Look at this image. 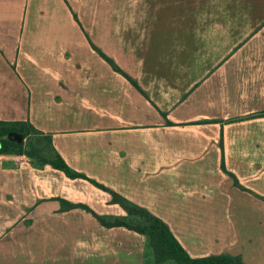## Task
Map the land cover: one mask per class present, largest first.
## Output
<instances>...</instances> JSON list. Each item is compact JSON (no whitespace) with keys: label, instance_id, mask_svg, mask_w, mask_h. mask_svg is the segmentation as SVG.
Returning a JSON list of instances; mask_svg holds the SVG:
<instances>
[{"label":"crops","instance_id":"crops-1","mask_svg":"<svg viewBox=\"0 0 264 264\" xmlns=\"http://www.w3.org/2000/svg\"><path fill=\"white\" fill-rule=\"evenodd\" d=\"M28 2L0 0V121L37 115V125L53 129L60 154L66 142L71 153L89 151L84 161L68 155L78 171H89L100 148L109 159L101 165L116 167V177L102 185L166 223L192 258L264 264V6L146 0L148 20L133 23L127 14L115 52L106 54L142 92L88 53L85 70H53L50 119L44 90L34 105L27 82L13 85L14 47L46 42L32 33L44 24L23 18ZM138 28L148 32H128ZM26 186L14 193L9 181L0 182V264H172L146 262L144 235L105 228L93 213L61 211V203L27 213L45 195ZM58 190L66 204L96 205L100 216L111 206L118 218L129 216L89 182Z\"/></svg>","mask_w":264,"mask_h":264},{"label":"rangeland","instance_id":"rangeland-1","mask_svg":"<svg viewBox=\"0 0 264 264\" xmlns=\"http://www.w3.org/2000/svg\"><path fill=\"white\" fill-rule=\"evenodd\" d=\"M145 1L146 0H29L28 6L25 7V10L27 9L28 11V15L24 12L23 18H28L27 23L29 24H44L43 29L32 31V33L36 34V32H38L39 37L43 36L46 38V42L44 45L14 47L16 55L13 58L12 64L14 66V71H18V76L14 75L13 85L19 86L17 82L20 83V81L24 84L27 82L29 85L30 100L34 105L42 101L40 95L41 91L44 90L46 99L44 116L52 119L54 113L52 107V102L54 100L53 70H85L88 66L85 55L88 53H92L94 57L97 56L104 59L110 65L108 60H114L110 58L111 56L108 57L106 54L112 55V53L115 52L117 48L116 43L122 37L120 34L122 35V32H125L120 25L127 23L126 15L134 14L135 22L133 23H141L148 20L147 15L149 7L148 2ZM243 1H245L246 4L264 6V0H231L232 4L235 5H240ZM72 23H76L75 31L73 30ZM128 32L143 35L146 34L148 30L138 28ZM22 49L25 50L22 55V60L26 63V66L25 69L22 68L19 70L18 67H21L20 56ZM103 49L107 53L102 51ZM58 64H60V66ZM110 68H112L111 65ZM42 70L45 71L44 79L37 76L38 72ZM20 72H23V75H21ZM25 72H27V76ZM123 76L131 83L134 81L126 73L125 75L123 74ZM71 80L77 82L79 78L73 77ZM42 116L43 114L41 113V122L43 121ZM13 122L29 124L32 126L30 131L31 134L25 142L22 154L0 155V182L9 181L14 193L19 192L17 189L18 185L22 186L21 192L24 193V186L27 185L26 191L29 193L38 192V194L43 193L45 195L44 198L37 199L34 206L27 208V213L32 212V209L42 204H47L46 212H50L54 204L61 203V211L69 208H76L80 212L93 213L99 219V224L105 228L111 229L116 225H118V227H120L119 225H125L127 227L144 229L149 225L146 217L138 212H127L129 216H126L124 219L121 218V221L120 218L114 215L116 210L111 206L109 207L110 215L100 216L99 212L95 210L99 209L96 205H88L86 203H78L75 205L66 204L60 197V194L64 191L58 190V187L61 186L62 189L65 183L70 182H89L94 185L92 183L94 181L102 185V181L106 182L116 177L114 172L116 167L109 164L108 169H106V165L102 166L101 161L106 162L109 161V159L103 157L102 150L97 148L96 151H92L94 159L89 161V171H78L67 162L68 155L73 158L77 156L78 159L79 156H81L80 161H84L83 157L85 154L89 155V151L84 149V146H82L80 153L79 150L77 153L76 149L71 153L69 145L66 142L65 147L67 153L60 154L59 151H62V148L59 142H55L56 136L53 129H47L41 125H37V115L32 120L28 118V120H15ZM50 122H52V120H50ZM105 152L107 154V151ZM58 156L62 157L71 172L78 173V175L81 176L71 178L64 171L54 168L51 164L57 161ZM98 189L101 190L100 188ZM108 194L113 201L112 195L110 193ZM26 224H32V222L30 223L27 221ZM45 224L51 225L53 223L49 222ZM77 224L79 225L81 223ZM125 226L121 227L126 228ZM144 237L146 238L147 247L144 254L146 262H157L159 256L163 258L167 254L166 247L168 243L166 244L160 237V234L152 236L144 235ZM156 253H159L158 257ZM235 260L240 262L238 259ZM166 262L179 264L175 259H170Z\"/></svg>","mask_w":264,"mask_h":264},{"label":"trees","instance_id":"trees-1","mask_svg":"<svg viewBox=\"0 0 264 264\" xmlns=\"http://www.w3.org/2000/svg\"><path fill=\"white\" fill-rule=\"evenodd\" d=\"M112 68L121 73L122 75L125 73L114 63V61L108 60ZM132 84L142 92L137 82L132 81ZM32 126L23 122H8V121H0V155L3 154H22L23 148L25 146L26 140L30 136V131ZM54 168L64 171L69 177L76 178L80 177L78 173L71 172L66 162L62 159V157L58 156L57 161L52 162L51 164ZM222 169L226 171L225 165L222 164ZM233 178H235L232 175ZM236 182V180H235ZM96 187L107 191L112 195L113 202L116 204H120L128 213H140L146 217L149 222V225L144 228H134L127 227V229L135 231L142 235H155L160 234V237L166 242L167 245V254L161 258L159 253H156L158 258L157 263H164L170 259H175L179 264H241L233 258H229L227 256H209L205 258H192L186 250L181 246L178 240L174 237L169 227L162 220L157 218L156 216L150 214L148 211L141 209H132L125 201L114 191L108 189L104 185L98 184L96 182H92ZM122 221V220H121ZM115 227H118L116 225ZM165 237V238H164ZM165 248V250H166ZM157 252V250H156Z\"/></svg>","mask_w":264,"mask_h":264}]
</instances>
